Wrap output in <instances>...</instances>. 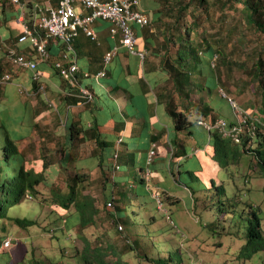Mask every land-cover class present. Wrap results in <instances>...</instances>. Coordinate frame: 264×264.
<instances>
[{
  "label": "trees",
  "instance_id": "trees-1",
  "mask_svg": "<svg viewBox=\"0 0 264 264\" xmlns=\"http://www.w3.org/2000/svg\"><path fill=\"white\" fill-rule=\"evenodd\" d=\"M51 1L56 3V7L60 2ZM6 2L11 6L10 11L15 13L12 19L18 20L22 12L21 5L2 0L4 8ZM20 2L24 4L23 11L28 24L36 34L44 36L45 31L37 21L43 14H47L48 10H37L36 0ZM152 4L155 7L149 5V9H143L147 13L148 24L144 27L133 25L137 50H150L143 59L140 58L143 61L142 72L134 73L129 63V55L124 57L125 54L120 60L121 71L117 73L109 71L108 64L112 61L105 66L104 56L102 59L86 58L85 68H82L80 61L84 60V46H79L77 37L84 34L92 41L82 31L71 42L75 52L69 53L67 45L59 40L63 49L58 56H54L51 53V45L52 39L55 38L48 40L50 57L46 61L40 60L36 50L32 49L31 57L37 59L39 65L49 63L51 69L46 73L47 78L41 74L38 80L34 79L30 71L32 87L27 93L30 92L28 95H34L37 99L34 107L37 122H34L33 126L38 130L44 145L38 148L36 159L39 162L42 160L41 156L44 158V171L60 165L65 169V174L58 169L57 173L62 176L50 181L48 176L52 173H35L32 167L27 166L24 149L18 147L0 120V128L3 131L0 157V221L9 218L22 228L39 224L34 218H12L10 211L28 196H39L40 186H47L51 187L52 194L56 196L54 201L62 206L64 213L66 212L63 216L67 215L73 205L81 212L83 225L95 226V216L102 211L107 214L112 223L108 230L117 228V233L110 232L109 237L111 239L115 234L114 239L118 238L116 240L121 242L109 243L119 255L118 264H193L192 253L183 247L185 242L182 245H173L171 239H163V235L168 231L154 226V214L148 222L143 220L140 230H137L136 217L145 211L147 204L143 201L146 197L152 199V196L157 194L162 202L174 204L180 201V197L172 194L174 191L171 188L149 187L151 180L148 176L156 177V184L161 183L158 181V174L151 172V169L155 170L157 163H167V169L170 166L173 172V167H177L180 175L183 168L187 167L185 172L189 174V179L180 182L172 174L175 182L179 181L183 188L189 189L195 202L200 201L208 212L212 210L215 197L213 203L217 210L225 213L223 218L230 212L224 206L228 197L224 181L218 177L219 173H216V181L212 177L205 180L209 192L205 200L200 197V187L192 188V175H197L198 181L201 182L200 176L204 166H209L211 162H214L218 169L226 168L230 164L238 165L243 155L250 157L255 168L258 167L264 174V0H153ZM21 34L22 27L16 39L10 36L5 50L6 59L15 68L19 67L8 58L7 52L10 49L30 56L28 51L19 48L24 44L19 42ZM67 52L68 58L63 57ZM75 53L79 70L73 75L76 83L71 84L70 77L61 74L56 62L61 60L67 66L71 64L72 55ZM237 53L244 54V59H237ZM39 65L38 70L41 72ZM101 69H104V76L97 77ZM237 70L239 78L244 81L243 85L237 86L238 79L232 77ZM5 73L10 74L12 82L15 73L12 66L7 67L1 63L0 79ZM48 79L55 83L56 89L50 85ZM230 79L232 81L228 86ZM2 85L0 83V89ZM226 87L230 93L236 95L233 99L239 104L244 105L236 98L246 88L252 96L249 98L252 100L248 101V109L244 110L248 114L244 130L239 132L237 137L203 126L205 131L197 129L201 128L199 121L214 124L218 118H223L219 117L208 101L209 95L215 91L217 95L220 90H226ZM81 88L88 94H83ZM101 91L103 97L100 96ZM57 100L59 104L56 103ZM47 110H50L54 117L42 124L39 116ZM227 121L230 125L238 122L235 117ZM204 134L207 152L202 161L198 159L193 165L191 159L187 161L191 156L199 157L202 149L199 143L203 142ZM211 142L212 149L209 145ZM87 147L91 151L88 165L83 163L87 158L82 153ZM8 159H11L9 167L6 165ZM63 159L64 165L60 164ZM91 162H95L94 165H90ZM91 168H96L99 172L96 178L91 179ZM194 168L198 174H194ZM96 180L101 182L102 190L108 192L105 193L104 202H100L101 205H97V197L84 193ZM60 181L65 182V191H62ZM222 196L225 199H222ZM139 205L142 209L136 210L135 206ZM252 212L244 232L245 241L240 244L239 253L236 254L239 258H249L264 250L261 219L257 213ZM129 217L132 219L133 229L130 235L125 229ZM206 225L214 230L220 228V225L211 222ZM1 229L6 233L4 223ZM221 230L223 233L219 232L218 238H228L225 234L232 237L225 228ZM105 232L106 230L103 233ZM144 235L148 236L147 243L142 241ZM236 235L240 236L239 233ZM8 238L13 243V238L4 234L3 245ZM18 238L20 240L17 239L15 246H12L14 252L9 261L13 264H17L14 261L15 253L23 252L25 257L36 249L33 242L30 243L33 245L31 248L21 237ZM145 243L149 248L144 247ZM108 247H96L94 254L91 249L86 250L92 252L95 262L107 264L102 258L106 253L104 249ZM165 249L167 254L163 253ZM131 257L135 259L131 261ZM83 260L85 264H93L87 256H83ZM35 264L42 263L35 261Z\"/></svg>",
  "mask_w": 264,
  "mask_h": 264
},
{
  "label": "rangeland",
  "instance_id": "rangeland-1",
  "mask_svg": "<svg viewBox=\"0 0 264 264\" xmlns=\"http://www.w3.org/2000/svg\"><path fill=\"white\" fill-rule=\"evenodd\" d=\"M140 1L141 5H143L146 10L147 8L149 9V5L155 7L152 4L153 0ZM148 51L150 52L149 49ZM235 55L237 59L238 57L240 60L244 59V54L241 55L237 53ZM232 77L238 79L237 86L244 84V81L239 78L240 74L238 70L234 72ZM231 81V79L228 80V86H230ZM22 84V87L29 91L31 85L26 82H22ZM4 85L5 84L2 86ZM246 87L248 88L247 85ZM227 88L228 87L225 88L226 90H220L217 95V91L209 95L210 99L208 103L214 107L219 117H223L227 120H233L234 117L239 119L243 131L248 118V114L244 110L248 109L247 107L250 105L248 101L252 100L249 99L252 96L246 91L247 88L243 92H240L239 95L237 94L238 98L236 99L241 100V102L244 103V105H242L239 104L237 100L233 99L236 95L230 93ZM7 89H0V120L5 124L10 137L16 141L18 147L24 149L25 156H27V166L29 168L32 167L35 173L42 172L44 171L42 166L44 158L41 156L40 158L42 160L38 162L35 155L39 154L38 148L44 146L41 143L42 140L38 130L33 126V123L37 122V115L36 117L34 115L36 98L34 95L28 96L25 89L20 90V92L16 90L15 87H7ZM102 91L100 96L103 97ZM229 97L234 100L232 101V104L235 105L234 108L229 102ZM56 103L59 104V100H57ZM62 113H64L63 110ZM53 117V113L47 110L39 116V121L41 123L48 122L51 121ZM197 129L200 128L197 127ZM205 139L206 134L203 135V142H198L202 145L199 157L191 156L187 162L191 159L190 162L194 165L198 159L199 161L204 159L205 153L207 152ZM2 143L3 131L2 128H0V157ZM209 145L212 149L213 143L211 142ZM86 149L87 150L84 151L85 153L82 152L83 156L87 158L83 163L88 165L91 151L88 147ZM64 162L65 160L63 159L60 164L64 165ZM10 163L11 159H8L6 165L9 167ZM94 163L95 162H91L90 165H94ZM1 164L0 162V166ZM156 165L158 171L163 169V172H166L167 175L164 176L163 172L158 173L159 181L161 183L164 182L162 184L158 183V187L156 184L157 179L148 176L151 180L149 187L155 189L156 187H165L169 184L174 191L172 194L180 197V201L174 204L162 202L160 201L161 197L157 194H155V196L153 195L152 199L146 197L145 201H143V203L147 204V206L144 207L145 211L141 214L139 210L140 214L136 217L137 230H140L143 220L148 222L150 216L154 214L156 217L154 226L157 228L161 227L168 231V233L163 235V239H171L173 245H182L185 242L183 247L192 253L193 264H264V250L254 253L249 258H239L238 255H236L239 253L240 244L242 245L245 241L244 232L248 226V218L252 217V211L257 213L260 217L264 231V174L260 172L258 167L255 168L254 163H251L250 157L243 155L238 165L230 164L228 167L220 169L217 168L214 162H211L209 166L206 165L202 168V176H200L202 178L201 182L198 181L197 175H192V188L197 189L200 187L202 190L200 197L202 200H205L206 195L209 193L206 189L205 180L212 177L216 181V173H219V179L222 182L224 181L223 184L226 188V196L228 197V202L224 206L229 209L230 213L226 215L225 218H223L225 213L217 210L216 205L213 203L215 202V197L212 201V210L208 212L203 208L202 204H200V201L197 203L195 202V199L191 196L190 190L186 187L183 188L179 183V181L186 182L189 179V174L185 172L187 167H184L183 173L179 175L177 167H173L172 172L170 166L169 171L164 169L165 163H157ZM59 166L49 167L44 171L46 175L52 173L48 176L50 181L65 174V169ZM58 169L63 171L62 174L57 173ZM93 169H89V171H91V179L96 178L99 174L96 168ZM194 169V174H198L196 168ZM152 171L151 169V172ZM172 174L175 175L179 181L175 182V180L169 176ZM166 177L171 179H166ZM172 181H174V183ZM60 185L62 191H65V182L63 183V181H60ZM39 188H41L39 189L41 192L39 196L33 195V198L28 196L25 201L13 206L10 211L12 218H34L37 219L39 224L34 226L31 225V227L28 228H22L9 218L0 221V264H13V262L10 263L9 261L14 252L11 251L9 254H5L1 251L4 236L1 229L3 223L7 229V235L15 238L21 237L22 240L26 242L27 246H31V248L33 245L30 243L33 242L34 248H36L25 255V257V253L23 252L15 253L14 261L17 264H35V261H40L42 264H85L83 256L90 258L93 264H98L95 262L93 254L96 247L102 246H109L107 249H104L106 253L103 255L102 259L107 262V264H118L119 255L114 251V247L111 248L109 243L121 244V242L116 240L118 238L114 239V237H116L115 234H113V237L110 239L109 233H117V228L113 227L111 230H108L111 228L112 223L111 219L108 218L104 211L95 216V226L91 224V226L83 225L81 212H79V210H76V208L71 205L69 208L70 211L66 216H63L66 212L64 213L62 206L54 201L56 196L52 194L51 187L40 186ZM213 190L211 191L212 194ZM84 193L97 197V205H99L100 202H104V199H106L105 193L108 192L102 190L101 182L96 180L89 186V189L84 190ZM222 199H225V197L222 196ZM140 205L138 207L135 206L136 210L142 209ZM207 222L220 225V228H225V230L232 234V237L224 233L228 238H218L217 235L219 232L223 233L222 230L220 228H215V230L212 229L206 225ZM125 229L128 235L133 232L131 217L128 218ZM105 230L106 232L103 233ZM214 231L217 233H214ZM238 233L240 236L236 235ZM176 234L179 236H176ZM184 235L186 237H184ZM180 236L184 237V239ZM113 240L115 241L112 242ZM142 241L147 243L148 236L144 235ZM217 242H220V244L218 245ZM146 243L144 247L149 248ZM87 248L91 249L93 254L91 251L86 250ZM62 250H64V252ZM82 251H84V254H82ZM163 253L167 254V249H165ZM130 259L133 261L135 258L131 257Z\"/></svg>",
  "mask_w": 264,
  "mask_h": 264
},
{
  "label": "built area",
  "instance_id": "built-area-1",
  "mask_svg": "<svg viewBox=\"0 0 264 264\" xmlns=\"http://www.w3.org/2000/svg\"><path fill=\"white\" fill-rule=\"evenodd\" d=\"M13 3L20 4L22 12L18 18V22L22 27V34L19 38L20 43H28L36 50L38 58L46 61L50 57L47 44L49 38H55L67 45V49L75 52L71 42L76 39L79 32L86 33L92 40L97 41V32L93 27L97 19L108 21L110 26V34L114 38L120 36V44L128 50L130 54L139 56L141 59L147 54L148 50H137V38L133 25L144 27L148 24L147 13L141 9L140 0H60L59 5L50 8L47 14H43L37 21L38 25L44 29V36L36 34L32 27L28 24L26 14L23 11L24 4L20 0H10ZM79 6L81 9L79 10ZM83 9L86 12H83ZM41 10V9H40ZM118 52V47L105 54L104 60L108 64L112 61L115 54ZM63 54V57L68 58ZM9 60L16 66L32 72L34 79H40L41 72L38 70L39 61L31 56L25 55L24 52H19L15 49H10L8 52ZM71 64L65 66L61 60L56 62L62 75L70 77V83L75 84L76 79L73 76L79 66L76 62V53L72 55ZM97 77L104 76V71H99ZM10 74L5 73L0 83L6 84L11 82ZM25 89V88H24ZM26 90V89H25ZM83 94L88 92L81 88ZM27 92V90H26ZM247 121V120H246ZM208 128H214L223 132L226 135L233 134L237 137L239 132H242L240 121L237 124L230 125L223 119H219L214 125L206 122H200ZM11 239L8 238L4 242L5 247H9Z\"/></svg>",
  "mask_w": 264,
  "mask_h": 264
},
{
  "label": "crops",
  "instance_id": "crops-1",
  "mask_svg": "<svg viewBox=\"0 0 264 264\" xmlns=\"http://www.w3.org/2000/svg\"><path fill=\"white\" fill-rule=\"evenodd\" d=\"M1 2H2V0H0V64L2 63L4 65H6L7 67L12 66V69L15 72L13 81L10 83H6L4 86H1L2 87L1 89L6 90L7 87H15V89L20 92V90H22V87H21V85H23L22 82H26L27 84L31 85V87H32L31 73L29 70H21L19 68H15L13 65H11L9 63V61L6 59V51L5 50H6V47H8V43L10 42L9 41L10 36H12L16 39L18 37V35L20 34L21 25L17 19L16 20L12 19V16L15 13H12L10 11L11 6H9V4L6 2L5 8H4ZM140 4H141V2H140ZM36 5H37L36 6L37 10L43 9L44 11L49 10L50 8L56 7V3L52 2L51 0H36ZM141 8L144 9L145 7L143 5H141ZM80 9H81V7L79 6V10ZM83 12H86V10L83 9ZM110 26H111V24L108 21L97 19L93 24V27L96 30L97 36H98L97 41H93V40L89 41L84 34L77 37L78 41L77 40L76 41L79 43V46L80 47L84 46L82 49L83 50V57L82 58H84V60L80 61V66L82 68H85L84 66H85V61L87 60L86 58L90 57V58H98V59L101 58L102 59L103 56L105 57V54L108 51L112 50L114 47H118V52L113 57L112 62L110 64H108L109 71L112 73H117V72L121 71L122 67H121L120 60L122 59L123 55L125 54L124 57L129 55V63L131 65V68L134 71V73L142 72L143 61L140 59V57L133 55V54H130L126 50V48H124L120 44V36L119 35H116L114 38L112 37V35L110 34V31H109ZM134 26H135V24H134ZM58 41L59 40L52 39L51 53L54 56H58V54H60V52L63 49V44L61 42H58ZM19 48L24 50L25 52L28 51L30 56L32 55V52H33L32 49L33 48L30 46V44H28V43L21 44ZM29 49H31V50H29ZM147 53H149V51ZM104 62H105V60H104ZM104 64H105V66H107L106 63H104ZM39 67L41 69L40 71H41L42 76L47 78L46 73L50 72V70H51L50 64L49 63H41L39 65ZM83 70H85V69H83ZM101 70L104 71V69H101ZM43 74H46V76H44ZM48 82H50V85L53 88H55V89L57 88L55 86L54 82H52L51 80H49ZM7 90H10V89H7ZM35 103H37V99H36ZM200 129H201L200 131H203V130L205 131V129L202 126ZM155 167H157V166H155ZM164 169L169 171V169L166 168V163H165ZM153 171L155 172V174H158L160 172H163V169L157 171V168H156ZM163 174H164V176L167 175L166 172H163ZM168 174H169V172H168ZM169 176L172 179H174L173 175H169ZM219 176L220 175L218 174V177ZM167 178L168 177H166V179ZM171 178H168V179H171ZM158 181H159V179H158ZM172 182L174 183V181H172ZM162 183H164V182H162ZM162 183H160V184H162ZM158 185L159 184H157V186ZM165 187L171 188V186H169V184H167ZM4 234H5V236L9 237V235H7L6 233H4ZM12 238H13L12 239L13 243H11V245L9 247H5L4 245L2 246V250H1L2 253L6 254V253H9V251L10 252L13 251V247L15 246L14 244L16 243L15 241L17 239L20 240V238H18V237H16V238L12 237Z\"/></svg>",
  "mask_w": 264,
  "mask_h": 264
},
{
  "label": "clouds",
  "instance_id": "clouds-1",
  "mask_svg": "<svg viewBox=\"0 0 264 264\" xmlns=\"http://www.w3.org/2000/svg\"><path fill=\"white\" fill-rule=\"evenodd\" d=\"M232 101H234L231 97H229V102L231 103V105L233 106V108H234V106L235 105H233L232 104ZM219 119H223V120H225L227 123H228V121L226 120V119H224V118H218L217 120H219ZM237 119V118H236ZM216 120V121H217ZM239 119H237V121H238ZM200 122H206V123H208V124H210L211 126L212 125H214V124H211L209 121H199V124L201 125V126H203L204 128H207V129H209V130H214V128H208V127H206V126H204L202 123H200ZM30 197V196H29Z\"/></svg>",
  "mask_w": 264,
  "mask_h": 264
}]
</instances>
